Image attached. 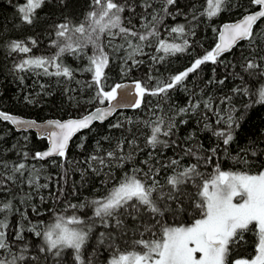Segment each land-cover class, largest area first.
Masks as SVG:
<instances>
[{
	"label": "snow or ice",
	"instance_id": "1",
	"mask_svg": "<svg viewBox=\"0 0 264 264\" xmlns=\"http://www.w3.org/2000/svg\"><path fill=\"white\" fill-rule=\"evenodd\" d=\"M47 2L24 0L23 4H16L20 23L33 26L39 20L38 11ZM61 3L67 7L65 0ZM176 3L177 0H162L158 7L155 0H90L89 10L79 22L66 16L54 24L49 32V47L55 50L51 55H35L32 49L39 41L32 37L14 39L7 45L8 54L19 57L13 66L14 72L63 78L61 82L73 81L77 71L89 73L90 81L86 79L83 86L94 90L91 99L95 104L107 106L95 107L78 118L49 119L44 123L0 110V122L25 134L23 144L17 141L11 146L19 159H0V193L12 195L10 189L13 186L23 190L25 184L36 193L47 189L48 183H40L42 166L30 165L28 161H45L50 157L66 160L72 138L82 130H91L94 122L103 123L114 108L141 109L147 96L160 97L167 102L170 92L178 87L190 94L186 104L178 108L169 104L168 109H161L159 101L149 107L151 115L144 121V127L150 130L145 139L151 151L148 159L141 160L138 165L133 164V157L139 149V133H134L131 139L115 137L114 146V134L96 142L93 154L83 163L105 177L102 181L104 189L91 200L66 204L65 211L71 210L70 215H55L54 222L48 224L29 221V226L20 224L10 235L7 213L13 211L14 205L12 200L0 201V214H4L0 218V264H65L67 250H71L75 264H94L85 249L97 223L105 229L99 232V243L107 245L106 250L110 253L107 264H264V164L255 173L222 170L218 163L207 174L201 171V164L206 167L220 151L228 152L243 117L235 115L238 109L231 105L232 96H222L219 104H214L213 96L205 98L201 95L197 99V93L187 89L184 83L202 65L222 63L220 58L241 46L242 42H247L248 49L239 65L242 72L264 77V30L259 29V22H264V0H247L246 5L233 0H205L199 15L209 20L232 8H244L236 21L213 27L217 40L211 50L167 80L149 75L148 81L156 79L151 87L141 79L133 80L131 84L107 83L106 69L113 59L109 49L118 54L125 75L143 65L146 59L158 64L188 52V37L194 35L193 22L197 20V14L193 12L188 24L165 25L163 17L174 18V15L182 14L170 11V6ZM117 39L121 41L119 44L115 43ZM67 57L81 62L86 59L87 63L82 68H73L66 62ZM225 79L209 80L208 83L223 85ZM258 84L255 89L241 85L231 90L233 94L251 98L244 105L245 109L264 104V82L258 81ZM46 87L40 84L42 90ZM24 100L39 103L34 102L31 95L25 96ZM158 109L162 114H158ZM192 117L216 138L215 146L205 150L202 144L193 147L185 143L182 147L173 139L179 127L187 125ZM109 128L121 130L124 125L117 122ZM31 130L36 131L37 138L47 141L46 150L32 152L28 149L30 137L27 133ZM193 139L192 135L187 138L189 142ZM102 141L109 144L108 149ZM125 145L132 151H126ZM172 147H182L179 156L167 163L156 159L157 148ZM257 147L261 151L258 152ZM261 156H264V145H250L241 150L238 160L248 164L252 157L259 162ZM185 157H191L192 162H185ZM113 169H120L121 173L114 176ZM161 172H164L163 182ZM189 185L196 189L193 196L185 191ZM63 194L61 189L55 199L59 201ZM73 194H76L75 190ZM30 199L28 193L23 202ZM185 199L189 201L187 208ZM89 208L91 216L88 219L76 214ZM192 208L195 215L191 224H165L161 219L168 212L179 215ZM32 210L41 215L35 206ZM20 215L28 219L24 213ZM26 231L40 238L39 246L34 249L35 255L30 251L33 246L24 242ZM246 233L255 236L254 254L232 258L233 249L245 240ZM121 241H125L123 248Z\"/></svg>",
	"mask_w": 264,
	"mask_h": 264
},
{
	"label": "trees",
	"instance_id": "2",
	"mask_svg": "<svg viewBox=\"0 0 264 264\" xmlns=\"http://www.w3.org/2000/svg\"><path fill=\"white\" fill-rule=\"evenodd\" d=\"M155 2L158 7L162 4V0H155ZM233 2L242 5L247 4V0H233ZM23 3L24 0H0V110L43 121L47 119L78 118L86 112L92 111L95 107L102 106L92 101L94 90L83 86L86 79L90 81L89 73L77 71L73 81L61 82L63 78L14 72L13 66L19 61V57L13 58L10 56L7 48V45L14 39L26 40L28 37H32L39 41L38 45L32 49L35 55H51L55 50L49 47V32L52 31L54 24L62 21L66 16L79 22L89 10L90 0H65L67 7L64 6V3H61V0H48L44 7L38 11L39 20L33 26L20 23L15 5ZM202 5H205V0H177L175 5L170 6V11L174 14H182H176L174 18L172 16L163 17L165 25L188 24L193 12H196L197 20L193 22L194 35L188 37L190 47L186 53L169 57L158 64H152L150 60L146 59L143 65L139 68H133L131 72L125 75L121 71V60L117 58L118 54L112 53L109 49L113 59L106 69L109 78L108 85L141 79L148 82L151 87L155 85L156 79L167 80L171 75L184 71L195 58L204 55L206 51L214 47L217 36L212 31L213 27L219 28L224 22L238 19L240 13L244 11L243 7L239 9L232 8L209 20L199 15V12L202 11ZM125 15L128 14L125 13ZM259 29L264 30V22H259ZM120 42L119 39L115 41L116 44ZM246 43L242 42L241 46L234 48L230 53L224 54L220 58L223 61L222 63L202 65L197 72L191 73L184 82L187 89L197 93V99L201 95L205 98L211 95L214 97V104H219V98L222 96H232L231 105L238 109L235 115L243 117L239 121V127L235 130L234 140L229 146L228 152L220 151L219 156L214 157L212 164H208L206 167L201 164V171L206 174L211 172L213 165L217 163L222 170H243L253 173L260 169L261 164H264V156L259 158V162L255 157H252L248 164L238 160V154L241 153L242 149L250 145H264V104H255L245 109L244 105L248 104L251 98L247 95L233 94L231 91L234 87L241 85L255 89L259 86L258 81L264 82V77L249 76L247 73H243L239 66L243 55L248 51ZM66 62L73 68H82L83 64L87 63L86 59L81 62L71 57H67ZM213 69H215V72H213ZM149 75L154 76L156 79L148 81ZM241 76L243 79H241ZM225 77L227 78L225 79ZM220 79H225L223 85L208 83L209 80ZM40 84H45L47 87L42 90ZM66 89H74V91L69 92ZM189 94V91H185L183 87H178L170 92V98L167 102L160 97L147 96L141 109L118 112L107 122L94 124L91 130L78 134L70 143L66 160L56 157L45 161H28L30 165L42 166L40 183H48L49 187L36 193L31 191L25 184L22 186L23 190L13 186L10 189L12 195L0 193V201L12 200L14 205L13 211L7 213L9 234L11 235V232L15 231V227L20 224L26 227L29 226V221L32 224L37 222L48 224L54 222L55 215H70L71 210L65 211L66 204L91 200L102 193L104 189L102 181L105 177L97 175L83 163L93 154L96 142L101 141L102 137L114 134L112 141V146H114L115 137L123 138L126 136L131 139L134 133H139V149L133 157V164L138 165L141 160L148 159V152L151 149L146 144L145 137L150 134V130L144 127V121L149 119L151 115L148 111L149 107L157 105L159 101L161 109H168L169 104L178 108L186 104ZM29 95H31L34 102L39 101V103H26L24 97ZM221 107L226 108L228 106L222 105ZM158 114H162L160 109H158ZM209 115L212 114L209 113ZM184 118L188 119V117ZM129 120H131V123H129ZM117 122L122 123L124 128L121 130L109 128V125ZM212 123L215 126L214 116L212 117ZM121 133H123V136H121ZM24 135L22 132H16L10 124L0 122V159L17 161L19 157L11 146L15 145L17 141L23 144ZM27 135L30 137L27 147L32 152L41 151L46 147V141L37 138L33 132H29ZM189 135L194 136V139L190 142L187 140ZM173 139L177 140L182 147L185 143H190L193 147L202 144L205 150L215 146L216 143V138L212 136L211 132L205 131L202 125L198 124L196 117H192L187 125L180 126L177 135ZM102 143L105 149L109 148L106 141H102ZM182 147L157 148L154 155L157 160L167 163L173 157L180 155ZM125 150L132 151V148L125 145ZM256 150L259 152L261 148L257 147ZM185 162H192V158L185 157ZM131 166L130 164L128 167ZM141 166L143 167V165ZM120 173V169H113L114 176ZM160 178L163 182L164 172H161ZM61 189H63L64 194L59 197L58 201L55 196ZM74 190L76 194H73ZM185 191L188 195L193 196L196 189L194 186L189 185ZM28 193L31 194V199L24 203L23 198ZM41 196L44 197L43 201H41ZM188 204L189 201L185 199L184 206L186 208ZM33 206L39 210L41 215H36L33 212ZM21 212L28 217L27 220L20 215ZM76 214L88 219L91 216V209H83ZM3 215L0 214V218ZM194 215L195 209L192 208L188 212L179 215L168 212L166 217L161 219L165 224H191ZM102 231H105V229L97 223L93 229V234L89 236L85 249L87 257L91 258L94 264H107L106 258L110 255L106 250L107 245L102 246L99 243V232ZM24 235V242L33 246L30 251L35 255L34 249L39 246L40 238L27 231ZM254 241L255 236L252 233H246L245 240L233 249L232 258L253 255ZM125 246V241H121L120 247ZM65 255V264H75L71 250H67Z\"/></svg>",
	"mask_w": 264,
	"mask_h": 264
},
{
	"label": "water",
	"instance_id": "3",
	"mask_svg": "<svg viewBox=\"0 0 264 264\" xmlns=\"http://www.w3.org/2000/svg\"><path fill=\"white\" fill-rule=\"evenodd\" d=\"M237 20V19H236ZM236 20H234V21H236ZM234 21H227V22H224V23H222L221 24V26L223 25V24H225V23H230V22H234ZM220 26V27H221ZM226 54V53H225ZM131 82L132 81H125V82H121V83H123V84H131ZM118 99H119V97H118ZM114 103H116V102H114ZM107 105L105 104V105H102V106H100V107H106ZM94 110V109H93ZM92 110V111H93ZM125 110H135V109H132V108H119V107H117V108H114L113 109V112H112V115L111 116H109L103 123H105V122H107L108 120H110L115 114H117L118 112H121V111H125ZM10 114V113H9ZM15 115V114H14ZM15 116H17V117H19V118H25V119H30V118H26V117H23V116H20V115H15ZM67 119H69V118H67ZM67 119H63V120H67ZM47 120H49V119H47ZM47 120H43V121H38V122H40V123H44V122H46ZM103 123H100V122H94V124H103ZM16 132H19V131H17L12 125H10ZM85 131H87V130H82L81 132H79V133H77L73 138H72V140L78 135V134H80V133H82V132H85ZM30 132H33L34 134H36V131L35 130H31ZM71 140V141H72ZM46 141V140H45ZM71 141L69 142V143H71ZM47 147H48V144H47V141H46V147L43 149V150H46L47 149ZM43 150H41V151H43ZM52 158H56V157H50V158H47L46 160H48V159H52Z\"/></svg>",
	"mask_w": 264,
	"mask_h": 264
},
{
	"label": "rangeland",
	"instance_id": "4",
	"mask_svg": "<svg viewBox=\"0 0 264 264\" xmlns=\"http://www.w3.org/2000/svg\"><path fill=\"white\" fill-rule=\"evenodd\" d=\"M237 258H243V257H237Z\"/></svg>",
	"mask_w": 264,
	"mask_h": 264
}]
</instances>
